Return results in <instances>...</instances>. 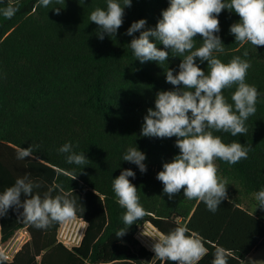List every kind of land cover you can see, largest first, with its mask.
Here are the masks:
<instances>
[{
	"label": "trees",
	"instance_id": "obj_1",
	"mask_svg": "<svg viewBox=\"0 0 264 264\" xmlns=\"http://www.w3.org/2000/svg\"><path fill=\"white\" fill-rule=\"evenodd\" d=\"M9 4L19 11L11 19L0 14V193L27 174L40 185L34 194L71 193L76 216L88 227L81 246L68 250L57 243L59 222L37 229L23 218L22 208L9 209L1 217L0 247H7L23 227L31 241L12 263L2 259L0 264H145L149 254L138 247L134 234L146 222L164 234L177 226L196 233L208 249L198 264H212L217 247L225 249L227 264H256L248 257L264 245V208L258 207L255 195L264 189V46L235 41L230 26L239 22V16L227 9L218 16L217 35L225 50L215 55L224 63L235 56L248 60L246 83L257 88L259 97L255 114L246 121V134L214 132L226 144L240 142L252 150L234 165L215 161L230 187L227 199L213 213L202 201L187 199L183 190L169 199L156 179L163 164L179 154L176 137L141 135L143 118L148 108H155L157 92L174 90L165 72L168 68L178 72L181 58L170 53L161 65L142 64L128 47L139 32L125 33L140 19L147 21L146 29L154 28L169 0H132L117 34H105L103 40L89 16L96 8L106 9L107 0H53L48 7L40 0H0V10ZM57 7L59 14L53 9ZM201 39L197 35V47ZM197 64L207 72V62ZM234 91L235 86L223 92L229 103ZM68 142L76 153L85 154L87 165L66 162L67 154L58 150ZM31 145L39 146L33 156L18 160L17 148ZM135 146L146 155L145 173L122 160ZM124 169L135 172L129 179L146 211L129 229L122 220L125 209L112 189L113 179ZM250 197L254 211L244 202ZM121 229L127 233L117 238ZM154 264L172 262L159 259Z\"/></svg>",
	"mask_w": 264,
	"mask_h": 264
},
{
	"label": "clouds",
	"instance_id": "obj_2",
	"mask_svg": "<svg viewBox=\"0 0 264 264\" xmlns=\"http://www.w3.org/2000/svg\"><path fill=\"white\" fill-rule=\"evenodd\" d=\"M52 3L53 0H40L44 7ZM131 6L132 0H122V3L107 0L106 9L96 8L90 13V22L99 28L97 36L100 40L105 34L110 37L117 34L124 22L125 8ZM53 9L59 14V7ZM225 9L240 18L230 26V34L237 43L264 46V0H169L154 28L146 29L147 21L140 19L134 21L125 33L133 36L139 32L128 47L135 60L142 64L152 61L161 65L168 61L170 53L172 57L181 58L178 72L174 74L170 68L165 72L166 82L173 85L174 90L157 92L155 108H148L143 118L141 135L161 139L176 137L175 147L179 154L163 164L156 179L164 185L163 192L169 199L183 190L187 199L202 201L213 213L227 199L228 185L217 175L215 161L219 159L234 165L247 159L252 150L240 142L226 144L214 132L223 131L233 137L246 134V121L255 114L259 97L257 88L246 83L251 67L248 60L235 56L224 63L215 55L225 50L217 35L220 32L218 16ZM17 11V6L9 4L0 10V14L11 19ZM197 35L202 38L199 47L196 46ZM243 55L246 57L248 53L245 51ZM197 60L207 62V72ZM234 86L232 103H229L223 92ZM38 147H18L16 158L32 157ZM58 151L67 154L69 164L87 165L89 161L84 153L73 150L71 142L63 144ZM122 160L135 164L141 173L147 171L146 155L137 146L129 147ZM135 175L131 169H124L112 181L118 204L125 209L122 220L128 229L146 215L139 202L138 189L129 179ZM39 187L27 174L17 178L13 186L0 193V217L7 215L9 209L22 208L23 218L37 229H47L53 222L64 223L75 218L76 201L70 198L71 193L53 197L49 190L43 196L34 194V189ZM255 195L258 207L264 208V189ZM126 233L124 229L119 230L117 238ZM188 233L186 226H177L167 234L160 233L152 246L155 257L172 264H198L208 249L196 233ZM4 258L0 254V260ZM212 264H227L225 249L216 248Z\"/></svg>",
	"mask_w": 264,
	"mask_h": 264
},
{
	"label": "built area",
	"instance_id": "obj_3",
	"mask_svg": "<svg viewBox=\"0 0 264 264\" xmlns=\"http://www.w3.org/2000/svg\"><path fill=\"white\" fill-rule=\"evenodd\" d=\"M87 227L88 224L82 218L77 216L67 222L60 223L56 236L57 243L63 245L68 250H73L80 247ZM160 233L162 232L153 223L146 222L142 225H139L134 234V239L138 244V247L143 248L149 254V258L153 260L154 263L158 261L159 258L155 257L152 246L156 242L155 238H157ZM30 241L31 234L27 227H23L7 247L4 249L0 247V254L5 257L3 260L7 263H12L17 254L26 244L30 243Z\"/></svg>",
	"mask_w": 264,
	"mask_h": 264
},
{
	"label": "rangeland",
	"instance_id": "obj_4",
	"mask_svg": "<svg viewBox=\"0 0 264 264\" xmlns=\"http://www.w3.org/2000/svg\"><path fill=\"white\" fill-rule=\"evenodd\" d=\"M12 2H17V1H19V0H11ZM216 163V162H215ZM216 165H217V163H216ZM217 168H218V165H217ZM217 175L221 178V179H224L222 176H221V174L219 173V171L217 172ZM225 180V179H224ZM227 186H226V188H229L230 187V185H229V183L227 182ZM244 202H245V204L247 205V206H249L250 207V209L252 210V211H254L255 210V206H254V197H250V198H246V199H244ZM248 260L249 261H252V262H254V263H256V264H264V245L258 250V251H256L255 253H253V254H251V256H249L248 257ZM148 263V262H147ZM243 264H247L246 262L245 263H243Z\"/></svg>",
	"mask_w": 264,
	"mask_h": 264
},
{
	"label": "crops",
	"instance_id": "obj_5",
	"mask_svg": "<svg viewBox=\"0 0 264 264\" xmlns=\"http://www.w3.org/2000/svg\"><path fill=\"white\" fill-rule=\"evenodd\" d=\"M258 251V250H257ZM256 251H254L253 253H255ZM253 253H251V254H253ZM251 254H250V256H251ZM148 262V263H147ZM145 264H154V261L153 260H151L150 258H148V259H146L145 260Z\"/></svg>",
	"mask_w": 264,
	"mask_h": 264
}]
</instances>
